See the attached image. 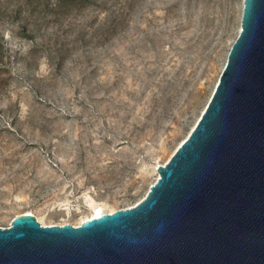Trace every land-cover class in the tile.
Here are the masks:
<instances>
[{"label":"rangeland","instance_id":"rangeland-1","mask_svg":"<svg viewBox=\"0 0 264 264\" xmlns=\"http://www.w3.org/2000/svg\"><path fill=\"white\" fill-rule=\"evenodd\" d=\"M242 7L0 0V226L137 203L206 106Z\"/></svg>","mask_w":264,"mask_h":264},{"label":"water","instance_id":"water-1","mask_svg":"<svg viewBox=\"0 0 264 264\" xmlns=\"http://www.w3.org/2000/svg\"><path fill=\"white\" fill-rule=\"evenodd\" d=\"M134 205L0 226V264H264V0H243L213 92Z\"/></svg>","mask_w":264,"mask_h":264},{"label":"bare ground","instance_id":"bare-ground-1","mask_svg":"<svg viewBox=\"0 0 264 264\" xmlns=\"http://www.w3.org/2000/svg\"><path fill=\"white\" fill-rule=\"evenodd\" d=\"M195 124V123H194ZM193 127V126H192ZM164 164V163H163ZM158 166V164L155 165L154 167V170H155V174H156V179L158 178V172H157V169L156 167ZM155 179V180H156ZM86 204L88 206H90L92 208V213L87 215V216H83L80 220H79V223L83 222L84 220H87V219H90L92 217H98L100 216L102 213H103V210L101 208V206L96 203L94 200L92 199H86ZM63 209H67V207H64ZM110 212H113V211H110ZM25 213H31L30 211H26ZM38 218V217H37ZM38 220L40 221V219L38 218ZM41 222V221H40ZM42 223V222H41ZM44 225V223H42ZM76 225V224H75Z\"/></svg>","mask_w":264,"mask_h":264}]
</instances>
